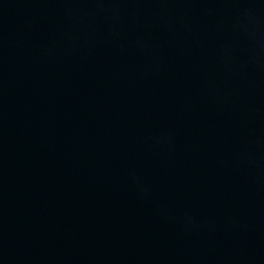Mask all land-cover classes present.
<instances>
[{
  "label": "water",
  "instance_id": "water-1",
  "mask_svg": "<svg viewBox=\"0 0 264 264\" xmlns=\"http://www.w3.org/2000/svg\"><path fill=\"white\" fill-rule=\"evenodd\" d=\"M0 264H264V0H0Z\"/></svg>",
  "mask_w": 264,
  "mask_h": 264
}]
</instances>
